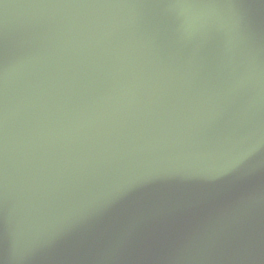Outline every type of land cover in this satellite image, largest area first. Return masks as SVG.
Returning a JSON list of instances; mask_svg holds the SVG:
<instances>
[{
	"label": "water",
	"instance_id": "water-1",
	"mask_svg": "<svg viewBox=\"0 0 264 264\" xmlns=\"http://www.w3.org/2000/svg\"><path fill=\"white\" fill-rule=\"evenodd\" d=\"M0 264H264V0H0Z\"/></svg>",
	"mask_w": 264,
	"mask_h": 264
}]
</instances>
